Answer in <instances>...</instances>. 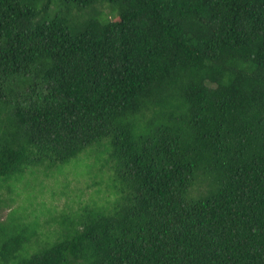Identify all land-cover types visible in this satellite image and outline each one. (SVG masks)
<instances>
[{
    "label": "trees",
    "instance_id": "1",
    "mask_svg": "<svg viewBox=\"0 0 264 264\" xmlns=\"http://www.w3.org/2000/svg\"><path fill=\"white\" fill-rule=\"evenodd\" d=\"M102 140L116 199L0 264H264V0H0V188Z\"/></svg>",
    "mask_w": 264,
    "mask_h": 264
},
{
    "label": "rangeland",
    "instance_id": "2",
    "mask_svg": "<svg viewBox=\"0 0 264 264\" xmlns=\"http://www.w3.org/2000/svg\"><path fill=\"white\" fill-rule=\"evenodd\" d=\"M109 147L107 140L95 143L65 164L50 165L45 163L36 167L18 182H12L10 192L0 188V220H6L10 231L22 225L25 212L28 220H37L43 225L48 217L60 214L77 213L82 206H106L116 199L111 188V164L106 163ZM104 159V160H103ZM30 170V169H29ZM3 182L0 183V185ZM14 210V211H13ZM13 211L12 213H10ZM51 224V225H50ZM45 225L44 231L38 230V224L31 230L44 234L45 230H53L56 223ZM50 225V228L48 229ZM45 233L42 243H53L57 238L53 235L47 241ZM41 242V239H39ZM35 252L37 245L30 246ZM21 256L28 254L21 251Z\"/></svg>",
    "mask_w": 264,
    "mask_h": 264
}]
</instances>
